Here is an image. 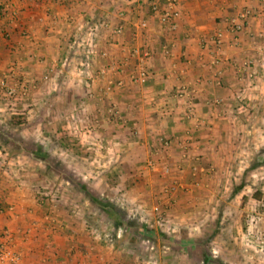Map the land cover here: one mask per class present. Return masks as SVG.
<instances>
[{
	"label": "crops",
	"instance_id": "0c3cea01",
	"mask_svg": "<svg viewBox=\"0 0 264 264\" xmlns=\"http://www.w3.org/2000/svg\"><path fill=\"white\" fill-rule=\"evenodd\" d=\"M153 3L158 5L156 12L151 9ZM164 4V0H0V79L2 76L19 78V82L14 78L15 87L19 86L20 90L37 88L33 93H39L40 85L35 81L45 78L46 72L51 71L55 76V72L62 71L58 69L59 58L66 52L77 53L76 43L81 45L82 42V53L90 62H86L87 67L90 65L91 68L84 83L89 85L90 80L93 88L123 86L108 99L125 115L127 129H133L130 131L137 135V149L143 154L144 149L149 150L146 157L157 161L155 164H162L160 160L172 162L171 170L186 172L181 176L186 182V192L183 198L177 195V207L173 204L167 210L155 213L159 217L153 226L140 222L138 229L150 231L147 234L153 237L135 234L132 242L123 234V238L117 234L113 240L104 237V231L112 228L99 224L94 227L86 221L84 212L68 217L59 213L62 226L49 228L40 204L33 207L34 200L27 192L28 180L19 182L21 188L0 175V232L6 228L14 231L20 225L24 239L17 237V246L7 247H13L24 264H179L169 254L170 248L180 250L176 251L178 255L183 248L199 247L202 251L209 244L213 245V260L251 264L252 245L245 239L241 243L243 238L240 237L239 243L243 247H237L236 238L246 228L234 223L224 226L219 223L213 231L222 226L228 234L224 237L217 233L215 236L220 238L213 240L211 236L192 240L191 234L195 230L198 237L204 235L208 229L204 220L200 227L193 221L200 215L212 213L205 204L200 211V195L205 201L211 198L210 203L219 197L218 192L220 197L225 195L229 188L225 185L229 182L232 184L230 197L235 200L241 195L235 181L242 178H237L238 175L230 177L227 168L234 163L239 167L245 156L242 152L246 155L250 152V146L244 148L247 144L243 142L244 137L248 134L256 136L259 130L248 127L247 123L242 127L238 119L246 121L261 117L255 113L258 106L264 114V78L260 76L264 74V0H177L179 16L171 25L160 21ZM246 9L255 16L242 32L230 33L229 22L239 11ZM143 21L145 28L140 27ZM118 24L122 25L120 33L114 31ZM218 34L221 45L216 48L214 40ZM134 50L139 52L138 55ZM145 53L148 54L145 66L149 76L144 84H135L129 76L139 55ZM97 68L104 69L105 73L99 76L95 71L99 77L93 79L91 73ZM120 80L122 84L117 85ZM51 82L45 83L48 88L61 85L54 80ZM182 89L183 93H180ZM188 112H191L190 118ZM105 118L109 122V118ZM127 129L122 131L127 133ZM260 132L264 134V128ZM164 137L169 139L167 148L160 141ZM159 151L164 152L163 156L158 154ZM143 154L141 157L145 160ZM212 167L217 169L213 174L210 173ZM128 177L136 183L133 174L125 175V179ZM189 181L192 184H187ZM222 182L224 187L217 188ZM10 185L14 187L8 188ZM212 185L214 196L205 192L200 194V189L210 192ZM263 195L256 200L261 203ZM180 204L196 206L198 210L179 211ZM89 209L85 213L90 214L92 209ZM236 210L231 211L236 214ZM139 214L147 216L143 212ZM155 224L164 225V230L171 231V238L168 235L164 240L161 234L157 236L152 230V227L156 228ZM182 227L187 229V237L173 236L184 229ZM11 234H8L9 240H13ZM260 247L264 249L263 245ZM202 256L191 257L181 252L177 259H183L182 264H189L188 260L196 264L211 261L209 256Z\"/></svg>",
	"mask_w": 264,
	"mask_h": 264
},
{
	"label": "rangeland",
	"instance_id": "374dc122",
	"mask_svg": "<svg viewBox=\"0 0 264 264\" xmlns=\"http://www.w3.org/2000/svg\"><path fill=\"white\" fill-rule=\"evenodd\" d=\"M76 45L75 52L77 53L66 52L64 57L59 58L61 63L58 69L60 68L62 71L55 72V76L51 75V71L46 72L45 78L41 79L40 77L35 81L37 85H40L39 93H33L36 92L37 88L23 87L20 90L19 86L15 87L13 84L15 81H21L19 78L16 79V77L11 76L9 79H5L2 76L0 79L4 80V87H0V175L5 176L8 182H16L15 186L17 187H21L19 182L22 183L27 179V192L34 200L33 207L39 205L38 194L39 196L46 194L50 198V204H47V209L44 211L45 223L48 224L49 228L58 224L62 226L59 223V213H63L66 217L72 216V213L77 216L82 212L85 213L86 210L90 211L89 208H91L90 214L83 213L89 224L94 227L99 224L102 227L112 228L104 231V237L113 240L117 234L119 238H123L125 235L132 242L135 234L129 229L130 226L127 227V224L132 225V223H135L139 225L140 222L142 224L148 222L153 226V222L158 220L159 217L155 213L167 210L173 204V207H177L176 202L179 200L177 195L183 198L184 192H186L184 186L186 182L181 179L184 173L171 170L172 162L168 163L160 160L162 164H155L157 161L152 160L151 157H146V154L149 155V150L144 149L145 153L143 154L137 149L139 146V143L137 144L138 139L135 138L137 135L130 131L133 129H127L129 125L126 123L125 115L122 114L120 108L110 103L111 99H108L113 92L124 87L117 86L118 88H115L113 85H109L93 88L90 87V80L88 81L89 85L85 84L84 79H87L86 76L90 75L88 71H91L90 65L87 67L90 62L85 53H82L84 48L82 42L81 45L77 43ZM91 57L93 56L91 55ZM94 59L92 58L93 61ZM97 69L93 70L91 78L97 79L100 73V69ZM17 75L22 74H15V76ZM260 76L264 78V74ZM260 76L259 79H261ZM51 80L59 82L61 85L48 88L49 85L45 83L52 84ZM6 88L12 90V94L7 99L5 98L7 97ZM23 92L26 95L22 94ZM88 95L91 97L89 98ZM70 100L72 101L70 102ZM241 105L243 106V104ZM260 107L256 108L258 111H255V113L256 116L261 117L256 120L254 118H247L246 121L238 119L242 127L247 123L248 127L253 126L259 130L256 131V136L248 134L244 137L243 142H247L244 148L250 146V152H247V155L242 152L245 156L241 158L243 162L238 165L239 167H235L234 163L232 167L227 168L230 177L238 175L237 178H242L240 181H235L236 186H238V193H241V195L235 197V200L230 197V191L232 190L230 182L225 185L229 187L225 195L220 197L218 192L219 197H216V200H212L210 203L208 201L211 198H207L205 201V198L200 195V211L205 204L206 209L212 213L208 216L200 215V218L193 221L196 226L200 227L202 220H204V224L208 228L206 233L198 237V231L193 230V235L191 234L192 240H198L196 238L204 240L208 236H211L213 240L214 237L220 238L215 236L217 233L224 237L228 234L226 227L222 226L213 231V227H217L219 223L223 226L233 223L240 225L243 229L246 228V231L241 230L240 234L236 235L238 237L236 238L238 241L237 247L238 249L243 247L241 243L244 242V239L252 245L251 264H264V249L260 247L261 245L264 247V200H261V203L257 201L264 194L262 193L264 192V134L260 132L264 128V114L260 113V110H262ZM105 117L109 118V122ZM102 120L108 123H103ZM124 128L127 129L125 132H129V134L122 131ZM9 149L11 152L8 151ZM140 153L144 155L145 160L142 159ZM159 153L163 156L162 153L164 152L159 151ZM118 160H121V162H118ZM147 162L150 163L147 165ZM216 170L212 167L210 173L213 174ZM127 174H133L136 177L133 188L125 186V175ZM118 176L122 177L119 178ZM190 177L192 178L191 175ZM36 178L38 179L36 180ZM245 179H248V181L245 182ZM39 181L42 183H39ZM187 184L192 183L189 181ZM223 185L224 182L217 188L222 189ZM233 186H235L234 183ZM9 187L12 188L14 185ZM213 187V185L209 187L210 192L200 189V194L205 192L207 195L214 196L216 193L212 190ZM256 192L261 195H255ZM88 196L97 199V202L111 204L116 212L120 214L124 225L108 219L106 213L102 214L97 204L92 203ZM30 205L32 203L29 204V207ZM183 206L180 204L177 209L187 212L190 208L197 209L196 206ZM29 207L25 208L26 212ZM234 208H237L236 214L235 211L234 213L231 211ZM48 210L50 211L47 212ZM141 211L147 216L140 215ZM230 211L232 213H228ZM151 213L152 215H148ZM46 214L48 215L46 216ZM152 217H154V220H152ZM37 222L40 221L37 220ZM155 226L156 228L152 227V230L156 231L157 236L162 234L164 240H167L168 235L169 237L172 236L171 231L163 229L165 228L164 225L155 224ZM19 228L20 225L14 231L6 228L0 232V249L2 251L7 250L18 253L12 250L13 247L10 248L7 245L17 246L19 242L17 237L24 239L25 234ZM10 232H12L11 237L13 240L8 239ZM145 234L146 236L149 235ZM187 234L188 231L184 228L180 232H175L173 236L184 238L187 237ZM157 236L154 238H157ZM240 237L243 238L241 243H239ZM235 250L237 251V249ZM176 251L180 250L170 248L169 254L179 264H182L183 261V259H177L181 252L183 254L188 253L191 257H203L202 254L205 257L209 256L211 261L204 264L233 263H229V260L224 262L213 260L211 257L214 254L212 244H209L207 248L203 247L202 251L199 247L183 248L180 253L178 252V255ZM184 260L186 261L187 258ZM188 261H190L189 264H196V262L191 263L192 260Z\"/></svg>",
	"mask_w": 264,
	"mask_h": 264
},
{
	"label": "built area",
	"instance_id": "2783aa9c",
	"mask_svg": "<svg viewBox=\"0 0 264 264\" xmlns=\"http://www.w3.org/2000/svg\"><path fill=\"white\" fill-rule=\"evenodd\" d=\"M165 4H164V8L162 9V12L160 13V21L164 24H172V20L177 18L179 16V10L177 8V0H164ZM151 9L156 12L158 10V5L156 3H153L151 6ZM247 15H249V19H247V22L251 20L252 17H254V13L250 12V10H241L239 11L230 21V25H229V29L228 31L232 34H238L240 32H242V30L245 29V22H246V17ZM254 15V16H253ZM248 18V17H247ZM264 21V20H262ZM140 27L141 28H145L146 27V23L143 21L140 23ZM114 31L116 33H120L122 31V25L118 24L116 26V28L114 29ZM220 34H218L215 38V46L216 48H219V46L221 45V40H220ZM166 48H164V52H165ZM135 52H137L138 55V51L134 50ZM135 54V53H134ZM148 54H141L138 57L137 63L135 65V69L134 71L130 74V80L131 82L135 83V84H139L142 85L144 84L147 79H148V70L145 66V57H147ZM216 63V62H215ZM99 74H104L105 70H100ZM122 82L121 80L118 81L117 85H121ZM0 87H4L3 82H0ZM6 94L7 96H10L12 94V90H7L6 88ZM180 93H183V89ZM191 116V112L187 113V117L190 118ZM161 144L163 147L167 146L169 144V142H166L163 138H161ZM185 148V147H184ZM9 262L10 264H24L23 262H21V257L18 253L15 252H10V251H2L0 249V263H6Z\"/></svg>",
	"mask_w": 264,
	"mask_h": 264
},
{
	"label": "trees",
	"instance_id": "16d2710c",
	"mask_svg": "<svg viewBox=\"0 0 264 264\" xmlns=\"http://www.w3.org/2000/svg\"><path fill=\"white\" fill-rule=\"evenodd\" d=\"M254 16V15H253ZM248 17V18H247ZM246 17V22H245V25L248 24L247 22V19H249V15H247ZM171 25V24H169ZM229 25H230V22H229ZM166 142H169V139L168 138H163ZM13 149V148H12ZM16 149V148H14ZM44 158V156H42ZM119 177V176H118ZM117 181V180H116ZM125 186L127 188H133L135 186V182L133 181L132 177H128L126 179V183H125ZM255 195L257 196H260L261 194L259 192H256ZM38 197V201H39V204H40V207H41V210L42 211H45L47 209V204H50V198L46 195V194H42L39 196V194L37 195ZM88 199L92 202V203H96L97 204V207H99L100 210H103L104 213H106V216L108 217V219H110L111 221L115 222V223H119V224H122V220H121V217H120V214L118 212H116V210L113 208V206H111V204H105L103 202H97V199H93L91 196H88ZM106 211V212H105ZM132 228V229H136L133 231L134 234H142V233H150V231H145V232H142L141 230H139V225L138 224H135V223H132L131 224H127V227ZM162 236V234L160 235ZM163 237V236H162Z\"/></svg>",
	"mask_w": 264,
	"mask_h": 264
}]
</instances>
